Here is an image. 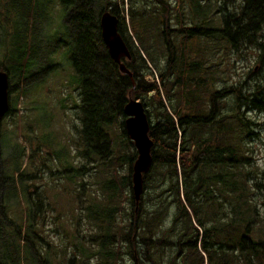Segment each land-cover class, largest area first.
<instances>
[{
  "label": "trees",
  "instance_id": "trees-1",
  "mask_svg": "<svg viewBox=\"0 0 264 264\" xmlns=\"http://www.w3.org/2000/svg\"><path fill=\"white\" fill-rule=\"evenodd\" d=\"M143 2L146 4L138 0H0V70L8 76V94L15 83L24 86L27 81L25 86H33L36 74L31 75L40 68L43 55L58 67L57 56L64 49L77 86L73 90V107L67 106L68 98L60 106L75 111L80 124L76 129L78 150L81 147L70 157L71 149L65 145L61 150H50V145L57 148L50 144L43 154L45 150L40 146L31 147L29 136L27 143L22 144V118L16 113L18 102L9 103V111L0 121V264H74L73 258L67 261L64 241L74 244L75 240L79 241L73 246L80 264L91 259L97 264H264V219L251 201L252 188L244 181L248 174L236 171L249 162L240 143L243 134L249 135V123L240 110L248 101L257 109L264 108V100L258 102L264 85L258 80L246 97L243 88H232L234 107L230 115L223 114L226 104H221L222 94L212 89L213 76L204 74L202 63L188 61L189 42L173 44L170 39V33L181 34L186 17L180 16L176 32L163 31L170 12L177 13L185 0H178L173 8L167 0ZM148 4L153 7L147 8ZM118 5L130 16L128 20L134 14H142L136 12L139 5L155 16L160 15L163 44L169 56L167 71L159 72L160 90L155 82L145 78L146 74L152 75L151 62L159 70L158 65L134 42L125 19L119 17ZM56 8L61 9V15L55 21ZM107 10L120 20L118 32L131 57L123 63L131 78L119 71L103 45L99 21ZM222 18L223 27L217 32L226 39L229 51L238 52L243 45L254 46L258 54L256 63L264 69V0H247L237 11L224 13ZM32 90L24 89L18 97L25 100ZM149 94L152 95L147 99ZM129 98L142 100L154 143L153 164L144 176L145 192L139 205L150 202L153 208L140 210L138 216L122 206L124 200L135 205L133 195L125 198V189L132 187L129 175L137 155L130 150L133 144L125 137L123 120L118 119L124 116ZM28 104L31 108L26 112L38 109L36 99ZM11 114L15 126L4 127L5 118ZM113 124L121 129L123 137L122 156L116 161L112 158V146L117 144H113L112 138L116 141L120 136L111 137L108 126ZM9 141L13 142L11 152L7 147ZM68 156L72 166L67 163ZM77 157L92 168L87 169L85 164L77 170L73 164ZM34 159L39 161V168L32 165ZM51 161L55 168L58 166L56 170L50 169ZM215 163L220 169L217 177L202 172L214 168ZM124 164H130L128 176L119 171ZM41 167L50 174L51 183H43L45 174ZM99 167L103 168L99 176L103 181H96L100 196L87 195L85 205L80 206L82 215L71 229L73 233L62 240L65 246L56 247L59 255L54 257L53 245L47 243L51 239L45 240L47 231L62 227V215L72 212L73 202L76 204L78 199L74 192L66 199L67 206L61 213L56 182L62 183L59 191L67 197L71 181L82 179L87 171L95 173ZM211 182L227 202L231 215L224 212L225 203L222 207L217 204ZM42 187L51 194L41 192ZM51 200H56L55 205ZM213 205L216 211H208ZM121 212L118 222L117 214ZM70 216L73 220L75 212ZM82 221H86L90 237L78 235Z\"/></svg>",
  "mask_w": 264,
  "mask_h": 264
},
{
  "label": "rangeland",
  "instance_id": "rangeland-1",
  "mask_svg": "<svg viewBox=\"0 0 264 264\" xmlns=\"http://www.w3.org/2000/svg\"><path fill=\"white\" fill-rule=\"evenodd\" d=\"M167 2L170 4L171 8L178 5V0H167ZM231 2L234 5V9L237 10L241 6L242 0H233ZM138 3L146 4L145 2H143V0H138ZM230 4L231 3H226L225 0H185V3L179 8V10H177V13L175 12L176 10L170 12V15L164 22L165 24L163 27V31L171 30L176 32V30H179L180 24L178 22L180 21V16H182L183 14L186 17L184 26L180 29L181 34L170 33V39L173 44H178L180 41L187 43L189 42V50L193 53H187L188 61L190 63H202L203 65L201 64V67H203V69L205 70L204 74L213 76L214 81L212 89H216L218 93L222 94L221 104H226L223 108L222 113L227 115H230V110L234 107L235 104L234 95H231L230 93V90L232 88H243L242 91L246 97L248 91L250 92L251 88L255 86L258 80H260V84L264 85V69L261 68L260 64L256 63L258 54L257 50H254V46L243 45L238 48V52L235 50L229 51L231 48H228L226 39L223 38L221 34H219V32H217L223 27L222 15L224 13L232 11ZM133 6L134 8H136L135 4ZM150 7H153V5L148 4L147 8ZM219 8L223 9V11H220V13ZM117 11L119 13V17H123L125 19L126 26L128 25L129 28V33L134 38V42L139 45L140 50L143 52V54L150 60L153 59L154 62L158 65L159 70L156 69L154 67V63L151 62L152 65L150 64L149 66L151 68L152 75L146 74L145 78L148 81L155 82L160 90L162 85L159 79V72L162 73L164 71H167L169 62L168 52L165 45L163 44V32L160 15L155 16L147 12V10L140 5L139 9H136V12H142V14L140 16L138 14H134L130 20H128V17L130 18V16L125 13V11L123 12L119 5ZM179 11H181L182 13ZM60 15L61 9L56 8L53 11L54 20L56 21L58 20V18L60 19ZM117 19L119 21V27V24L121 23L119 18ZM120 30H123L121 25ZM177 55H179V51L177 52ZM201 59L204 62H202ZM56 62H58L59 64L58 67L50 63L46 58H44L43 55L40 68L36 69L31 75L33 76L36 74L34 78L35 82H33L34 88L28 95V99L25 98V100L23 99L21 101L18 96L21 91L23 92L24 89H30L32 85L25 86L27 85V81L24 86L23 84L15 83L14 90L8 94L9 103L11 105L15 101L18 102L16 106L18 112L16 113H20L19 115L22 118L20 123L21 136L19 138V141L22 144L27 143V136H29L31 147L34 148V146H40L41 150H45L43 154L47 152L45 147L49 146L50 144H52V146L56 145L57 147L53 148L50 145V150H61L63 148V145H65L67 146L66 149H71V154L69 155L70 157H73L78 150V143H80L78 140V134L76 133V129L79 128L80 124L78 120H76L77 118L75 117L76 115L74 110L61 109L62 107L60 105L62 104V100L68 98V101L66 103L67 106L73 107V98L76 99V92H73V90L77 86V81L74 78V69L70 61L68 60V54L64 51V49H62L57 56ZM171 78L172 79L170 81H173L174 77ZM151 95L152 94H149L147 96V99H149ZM163 97L164 100H166V104H169V100L166 99L167 97L164 95ZM35 99L38 109L35 110L34 113L26 112L30 111L31 108V106L28 104L29 101ZM263 100L264 92L262 98H258V102H261ZM139 101L143 104L142 100ZM23 102H25L24 105L20 104ZM173 102H176L175 96ZM256 107H254L248 101L242 105L240 110V113L243 115L245 121L249 123V135L246 137V135L243 134V138L240 141L243 149L242 151H244L248 156L249 162H245L243 164V167L238 166L239 170L236 171H240V173L242 174H248L247 176L244 175V181H246L247 185L252 188V193H250L251 201L257 205V211L259 215L264 219V108L257 109ZM49 113L51 115V118L49 117ZM13 115L14 114H11L10 116H7L5 118L3 122L4 127L15 126L14 124H12ZM118 119L120 121L123 120L124 129V120L126 119L125 115ZM23 120H25V122H22ZM108 128H111V137L115 136L116 139L118 136L117 134H119L120 136L116 141L112 138L113 144H117L116 146H112V158L114 159V161H116L120 156H122L121 146L123 137L120 133L121 129L119 127H116V124L108 126ZM125 137L129 140L127 135ZM12 145V141H9L7 143L9 152H11L12 150ZM130 150H132V153L135 154V148L133 147V145L130 146ZM79 151H81V147L79 148L78 152ZM135 160L136 156L131 163V173L129 176L132 175V167ZM38 162L39 161L37 159H34L32 161V165L35 164V168H39L40 164H38ZM67 163L71 164L69 156L67 158ZM73 164L75 165V168L77 170H79L85 164L87 166V169L92 168V166L88 165L81 157H77V159L74 158ZM49 167L51 170H56L58 168L57 165L55 168V164L53 161H51ZM128 167H130V164L129 166L128 164H124L119 168V171L123 176H128ZM41 169L43 170V174H45L43 176V183H51L49 179L50 174H48V172L42 167ZM89 172L90 171H87V173L82 177L80 176L82 179H74L70 182L69 188H71V191H69L67 197L65 196L66 194L63 195V193H60L59 191L60 184L62 183L58 184V182H56L55 176H51V179L55 180L56 182V188H58L57 202L59 205L61 203L59 208L62 209L61 213L67 206L66 199L70 198V196L72 195L74 196L75 193L78 195L77 203L75 204V202H73L74 206L72 208V212H75L73 220H71L72 218L70 216L72 212L68 214L64 213L61 219L62 227L59 229L55 226V228L53 227L51 229V232L47 231L45 240L49 241V239H51V241L47 243L53 245L51 254L54 257H56L55 255L57 254L59 255L56 247L65 246L62 240L64 239V237L68 238V233H73V230L71 229L76 225L78 219L82 215L80 206L82 205L83 207L85 205L87 195L91 194L100 196V191L98 186L96 185V181H103L99 178V176L103 174V168H97L95 170V173ZM202 172L205 174L211 172L213 174V177H217V175L220 173V169L218 164L215 163L214 168L208 167L202 169ZM82 183H84V186H81ZM211 184L215 187L214 195L217 198V204H221L222 207V204L225 203L223 206V208H225L224 212L228 215H231L230 207L227 205V202L223 201L222 195H220L218 189H216L217 186L214 182H211ZM41 192H46V194L49 195L51 194V191L45 189L44 187L41 188ZM59 195L63 196V199H60ZM127 197H132L131 187H127L125 189V198ZM51 201L53 205H55L54 202L56 200ZM122 206L125 207L126 210L129 211V213L134 212L135 206H131L128 203V200H124ZM152 208L153 206L150 204V202L144 203L142 204V207H139V210L135 215L138 216L140 210L142 209L150 211ZM41 209H43V206L41 207ZM207 209L208 211L212 210L214 212L216 211V206L213 205V207L210 206ZM220 212H223L222 209ZM51 216L52 213L50 212L49 218ZM121 219L122 212L117 214V221H121ZM82 223L83 227L81 226L77 230V232H79L78 235H82L84 233V236L90 237L91 234L88 233L87 230L89 227L86 229V221H82L81 224ZM75 241L76 242L74 244H78L79 241ZM64 242L66 243V250L64 252H67V261L73 258L74 264H80L79 260L75 258L76 250L73 246L74 244H70V241ZM70 253L72 255H69ZM83 262V264H97L94 259H91L89 261L85 260ZM130 264L133 263L131 262Z\"/></svg>",
  "mask_w": 264,
  "mask_h": 264
},
{
  "label": "water",
  "instance_id": "water-1",
  "mask_svg": "<svg viewBox=\"0 0 264 264\" xmlns=\"http://www.w3.org/2000/svg\"><path fill=\"white\" fill-rule=\"evenodd\" d=\"M100 32L103 45L110 59L118 66L123 75L131 78V72L125 67L123 60H130V52L118 32V19L111 10L105 11L100 17ZM8 76L0 70V121L9 111ZM124 131L133 143L137 158L132 167V194L138 212L140 200L144 192V175L150 171L153 159V141L149 136L150 123L145 108L139 100L129 98L124 106Z\"/></svg>",
  "mask_w": 264,
  "mask_h": 264
},
{
  "label": "flooded vegetation",
  "instance_id": "flooded-vegetation-1",
  "mask_svg": "<svg viewBox=\"0 0 264 264\" xmlns=\"http://www.w3.org/2000/svg\"><path fill=\"white\" fill-rule=\"evenodd\" d=\"M226 1V3H231L230 5H231V8H232V11H229V12H234V11H237L236 9H234V5L232 4V2L231 1H233V0H225ZM246 1L247 0H242V3H241V6H243V5H245L246 4ZM240 6V7H241ZM219 10H221V8H219ZM261 25V24H260ZM137 157V156H136ZM134 164V163H133ZM135 207H134V214H136V210H135V208H136V205H134Z\"/></svg>",
  "mask_w": 264,
  "mask_h": 264
},
{
  "label": "bare ground",
  "instance_id": "bare-ground-1",
  "mask_svg": "<svg viewBox=\"0 0 264 264\" xmlns=\"http://www.w3.org/2000/svg\"><path fill=\"white\" fill-rule=\"evenodd\" d=\"M107 11H109V10H107ZM105 13V12H104ZM102 16V15H101ZM100 22V21H99ZM119 22V21H118ZM100 26V25H99ZM100 34H101V32H100ZM119 69V68H118ZM120 71V70H119ZM30 89H33V86L30 88ZM31 93V92H30ZM29 93V94H30ZM28 99V98H27Z\"/></svg>",
  "mask_w": 264,
  "mask_h": 264
}]
</instances>
